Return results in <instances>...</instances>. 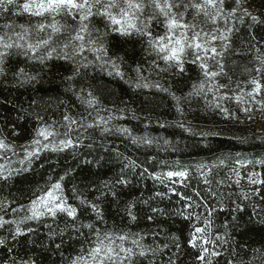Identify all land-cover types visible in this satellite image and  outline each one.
<instances>
[{
  "label": "trees",
  "instance_id": "obj_1",
  "mask_svg": "<svg viewBox=\"0 0 264 264\" xmlns=\"http://www.w3.org/2000/svg\"><path fill=\"white\" fill-rule=\"evenodd\" d=\"M220 1L229 16L218 98L202 88L206 74L195 59L171 66L149 38L120 34L101 12L49 18L0 5V37L11 43L22 28L40 31L44 49L34 56L10 48L0 58L2 136L28 142L45 123L92 116L93 105L122 114L135 136L85 127L73 148L43 152L0 181V214L54 183L75 209L2 226L0 264H71L115 238L132 249L131 264H264V132L246 94L258 79L264 99V0ZM152 7L151 31L161 35L162 13ZM84 37L98 53L76 51ZM235 170L258 174L260 184L250 187Z\"/></svg>",
  "mask_w": 264,
  "mask_h": 264
},
{
  "label": "rangeland",
  "instance_id": "obj_2",
  "mask_svg": "<svg viewBox=\"0 0 264 264\" xmlns=\"http://www.w3.org/2000/svg\"><path fill=\"white\" fill-rule=\"evenodd\" d=\"M3 4L18 13L49 18L70 13L85 19L94 12H101L120 34L149 38L165 63L182 68L185 60L195 59L203 66L206 74V83L201 85L202 88L214 93V97H223V86L219 85L215 77L227 37L225 21L229 14L223 9L220 0H150V4L147 0H0V5ZM153 4L162 13V19H159L163 24L161 35H155L151 31L152 19L147 12L148 8L154 10ZM49 22L52 26L56 23L54 19H47L46 23ZM15 37V42L11 43L6 37H0V58L10 48L21 52L30 51L34 56H41L44 52L40 31L37 33L22 28ZM75 47L79 54L85 50L96 53L100 50L91 37L81 38ZM103 66L110 73L120 74L121 68L116 62L103 61ZM139 80L143 84L160 87L150 76H142ZM253 88L254 93L246 91V94L251 97L249 104L261 112L258 126L264 132V99L260 97L261 85L258 79L253 82ZM91 108L92 116L88 118H65L62 125L45 123L33 139L22 144H13L0 134V181L27 168L43 152L73 148L77 143L76 138L85 127L99 129L104 133L127 134L135 138L125 127L122 114L109 112L95 105ZM188 125L184 123L183 127L189 129ZM232 174L243 178L250 187L258 186L261 182L258 174H246L238 170ZM60 213L73 215L75 209L64 191L63 184L54 183L26 207L18 208L8 215L1 213L0 228L7 224L20 227L29 221L48 220ZM127 248L126 243L119 238L103 240L83 251L71 264H131L129 256L132 249Z\"/></svg>",
  "mask_w": 264,
  "mask_h": 264
}]
</instances>
